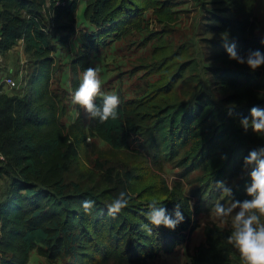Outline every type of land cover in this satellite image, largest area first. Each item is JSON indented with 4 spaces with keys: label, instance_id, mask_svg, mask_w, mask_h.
<instances>
[{
    "label": "trees",
    "instance_id": "1",
    "mask_svg": "<svg viewBox=\"0 0 264 264\" xmlns=\"http://www.w3.org/2000/svg\"><path fill=\"white\" fill-rule=\"evenodd\" d=\"M47 1L0 0V50L23 38L32 61L28 91L10 93L0 87V151L6 158L0 175L10 177L0 199V264H27L34 248L50 259L63 257L61 264H124V260L154 258L184 241L198 224L200 208L192 204L193 195H223L216 183L224 182L233 193L230 198L223 195L224 200L250 199L243 159L250 150L264 146V136L251 128L245 131L240 120L250 118L253 106L264 108V66L252 71L230 60L224 43L234 41L241 54L264 53L256 0H204L207 12L202 14L201 26L211 33L203 37L212 62L203 63L193 43L184 44L189 53L175 62L164 80L141 95L120 99L118 118L105 123L86 118L79 105L73 120L64 119L70 91L53 85L61 69L54 34L69 29L70 24L60 18L75 11L78 0L65 4L51 0L53 22L44 11ZM154 1L85 0L83 13L94 27L79 30L81 44L71 60L73 91L81 82L80 71L93 67L91 53L106 44L107 34L119 32L139 16L144 3ZM159 3L161 10L174 11L176 2ZM60 40L65 42L66 37L61 34ZM163 63L153 69L160 70ZM96 103L101 105L102 97ZM88 133L115 148L138 140L155 161L180 166L182 176L197 170L200 186L188 192L181 180L174 179L162 186V196L146 199L124 190L131 196L128 206L110 216L107 205L118 195L67 177L71 156ZM85 200L95 202L90 214L82 208ZM153 200L170 215L179 204L183 222L175 230L152 227L145 213ZM204 231L205 239L191 253V264H242L227 243L231 223L210 221Z\"/></svg>",
    "mask_w": 264,
    "mask_h": 264
},
{
    "label": "rangeland",
    "instance_id": "2",
    "mask_svg": "<svg viewBox=\"0 0 264 264\" xmlns=\"http://www.w3.org/2000/svg\"><path fill=\"white\" fill-rule=\"evenodd\" d=\"M155 1L144 3L136 19L123 24L117 29L119 32L108 33L106 44L92 51L91 64L93 68L99 69L104 94H117L120 99L141 95L163 81L173 70L175 62L189 53L184 49V44L193 43V49L202 62H212L207 58L211 48L203 37L211 33L205 32L201 26L202 14L207 12L204 0H171L176 2L171 7L174 11L161 10L159 0ZM208 4L206 6H210ZM84 7L85 0H78L77 9L60 18V22L70 24L69 29L63 27L54 34L57 45L55 53L61 63V69L53 85L59 84L70 91V108L64 117L67 123L75 118L80 109L78 105L71 103V93L74 92L71 60L77 55L81 44L79 30L94 27V24L85 18ZM257 32L264 33L261 24H258ZM61 34L66 37L65 42L60 40ZM22 40L19 39L5 51L0 50L2 91L25 92L31 87L29 74L32 61L24 50ZM160 61L164 62L163 66L160 70H154L153 67ZM83 72L80 71L81 80ZM9 76L13 78L12 81L6 79ZM207 84L205 82V87ZM81 110L88 118L85 110ZM138 143V140L133 139L129 146L115 148L103 138L90 134L78 144L77 151L71 156L67 177L69 180L82 182L85 187L108 188L109 192L115 195L128 190L139 199L162 196V186L165 183L171 185L174 179L181 180L184 190L188 192L200 186L196 177L197 170L187 177L182 176L180 166L168 160L155 161L148 149ZM5 160L4 153H0V164H4ZM9 182L8 174L0 175V199L5 195ZM218 203L227 207L231 200H224L223 195L208 198L204 192L193 195L192 204L200 208L197 212L198 224L190 230L185 240L172 249L162 250L154 258L124 260V264H191V253L195 245L205 239V224L217 221L212 215V210ZM230 223L229 217L221 224ZM64 260L61 256L56 259L47 258L34 248L27 264H61Z\"/></svg>",
    "mask_w": 264,
    "mask_h": 264
},
{
    "label": "clouds",
    "instance_id": "3",
    "mask_svg": "<svg viewBox=\"0 0 264 264\" xmlns=\"http://www.w3.org/2000/svg\"><path fill=\"white\" fill-rule=\"evenodd\" d=\"M224 47L230 60L247 65L252 71L264 66V53L260 50H250L247 54H241L237 51L236 43L234 41L229 43L227 40ZM97 97H102V104L99 106L96 103ZM71 103L83 108L90 119H98L100 123H105L109 119L118 118L120 97L117 94H104L99 69L89 67L84 70L79 87L71 93ZM240 125L245 131L251 128L254 133L264 136V108L253 106L250 109V118H241ZM242 172L247 173L250 178V184L246 185L245 189L250 199L231 200L227 207L223 203H218L214 205L212 215L221 223H224L226 218H231L232 231L227 237V243L239 254L242 264H264V219H262L264 218V146L249 151L243 159ZM216 187L225 197H232V189L224 182H217ZM130 199V194L121 191L107 205L108 214L115 217L128 206ZM94 204L92 200H85L82 203L84 212L90 214ZM145 215L149 224L155 228L163 226L175 230L184 220L179 204L170 215L166 207L160 206V202L156 200L148 204ZM151 230L148 229L149 233Z\"/></svg>",
    "mask_w": 264,
    "mask_h": 264
},
{
    "label": "built area",
    "instance_id": "4",
    "mask_svg": "<svg viewBox=\"0 0 264 264\" xmlns=\"http://www.w3.org/2000/svg\"><path fill=\"white\" fill-rule=\"evenodd\" d=\"M69 1H72V0H54V3L55 4H65V3H67V2H69ZM51 0H48L47 2H46V4H45V6H44V11H45V13L46 14H48L51 18H52V22H53V16L55 15V11H54V9H52L51 8ZM8 81H12L13 80V78L12 77H7L6 78ZM0 153H2L1 151H0Z\"/></svg>",
    "mask_w": 264,
    "mask_h": 264
},
{
    "label": "crops",
    "instance_id": "5",
    "mask_svg": "<svg viewBox=\"0 0 264 264\" xmlns=\"http://www.w3.org/2000/svg\"><path fill=\"white\" fill-rule=\"evenodd\" d=\"M254 9L258 16V24H261L264 27V0H256ZM22 44H24L23 40Z\"/></svg>",
    "mask_w": 264,
    "mask_h": 264
}]
</instances>
